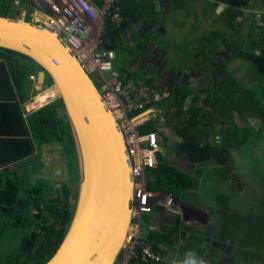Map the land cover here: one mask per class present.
<instances>
[{
	"label": "trees",
	"instance_id": "obj_1",
	"mask_svg": "<svg viewBox=\"0 0 264 264\" xmlns=\"http://www.w3.org/2000/svg\"><path fill=\"white\" fill-rule=\"evenodd\" d=\"M189 1L123 0L121 8L124 20L118 28H114L111 24L108 26L101 47L118 45L122 42L123 34L128 30L131 31L133 25L154 11L157 2H160L165 13H168L177 12L184 7L186 9ZM210 1L226 7L223 16L231 32L229 34L212 33L208 37L205 36L206 42L212 41L211 38L220 40L227 45L233 60L251 63L254 70V83L260 89H254V85L244 86L235 73L219 63L218 67L212 69L206 79L199 83L206 89L203 96L186 88L170 90L171 98L160 102L156 107L172 117L171 122L176 125V132L181 143L177 149L171 151H175L177 160H187L190 170L187 173L182 172L175 167L176 165L166 163V158L159 154L158 169L151 171L148 175V190L154 193L173 195L177 192V194L186 195L189 192H196L199 186L191 177L198 171V165L208 166L209 163L221 167L222 174L225 177L228 174V178L233 181L232 172H230L233 166H236L233 153L243 150L252 138L259 137L260 140L264 137V28L257 30L253 25L249 30L247 27L245 32L249 35L244 38L243 35L241 36V25L237 23L238 19L245 14L241 8L242 0ZM12 7L11 0H0V16L11 17ZM262 21H264V15ZM128 57V52H119L113 61L114 68L121 78H126V83L136 88L147 87L153 94H162L163 92L157 89L153 81L146 80L142 75L138 77L133 72L129 73L123 62ZM186 59L194 60L193 56ZM120 66L124 67L120 68ZM40 70V65L33 59L18 52L0 48V135L3 136L0 137V166L4 168L10 165L20 166L24 161L33 159L36 145L40 147L59 145L65 158H69L66 164L70 179L66 183L53 186H48V182L43 181L37 188L24 192V197L28 199H23L21 197L23 189L20 184V179L23 177L19 178L14 170H6V174L11 177H7L5 186H10L12 197L4 198L7 200L4 203H7L8 207L2 210L12 213L20 204L21 208L29 207L30 211H35L32 215V223L28 227L29 236L24 239L17 252L7 258L6 264H48L61 248L75 210L78 189L77 159L63 101L58 99L34 111L27 116V121L23 116L22 105L27 104L31 94L36 92L30 77L37 76ZM49 82L48 87L53 85L52 79L48 76L47 84ZM95 83L98 85L96 81ZM54 96L53 91H47L42 97V102L47 103ZM35 107L39 106L35 105L33 108ZM153 107L155 106L151 108ZM156 121H149L140 132L142 135L157 134L161 148H166V139L159 132ZM219 121L220 132L217 131ZM254 121H259L257 129L253 124ZM212 138L215 141H212ZM192 166L195 167L192 168ZM3 178L4 174L0 175V189ZM0 202L3 200L0 199ZM16 216L15 221L10 219L8 223L10 226L18 227L26 222L22 220L21 214ZM232 240L237 242L239 239L234 237ZM145 242L151 244L157 253H161L159 251L161 246L168 250L176 247L173 245V240H168L166 236L150 228L147 230ZM194 251L193 245L183 248V252L195 258ZM161 256L163 261L160 264H168L165 260L167 254L161 253ZM186 258L180 264H184Z\"/></svg>",
	"mask_w": 264,
	"mask_h": 264
},
{
	"label": "water",
	"instance_id": "obj_2",
	"mask_svg": "<svg viewBox=\"0 0 264 264\" xmlns=\"http://www.w3.org/2000/svg\"><path fill=\"white\" fill-rule=\"evenodd\" d=\"M162 12L157 2L147 17ZM0 48L40 65L38 89L47 85L48 76L52 79L50 90L55 96L47 105L63 101L73 135L78 170L75 210L62 246L48 264H116L124 245L121 240L125 242L132 221L134 178L125 139L112 110L67 43L49 27L28 21L26 12L0 16ZM105 49L115 50L116 45ZM164 128L160 123L162 135ZM82 187L88 192L82 194ZM201 250L200 246L196 257H203Z\"/></svg>",
	"mask_w": 264,
	"mask_h": 264
},
{
	"label": "rangeland",
	"instance_id": "obj_3",
	"mask_svg": "<svg viewBox=\"0 0 264 264\" xmlns=\"http://www.w3.org/2000/svg\"><path fill=\"white\" fill-rule=\"evenodd\" d=\"M27 1L28 0H24L23 7H27V19L28 21H32L29 14L38 6L31 0H29L31 1V6H28L26 3ZM189 6L193 12L197 11L202 15H204V7H206V13L212 8L216 9V11L218 9L217 4L210 0H190ZM184 8L177 12H170V17H168L169 19H167L164 24L166 35L158 37V35L152 34L155 43L165 48L164 53L167 54L171 63L175 62V56H178L179 58L185 57V59L186 57L192 58L196 50L200 48L199 41L196 40V38H201L206 32H208V27L201 25L199 20L192 18V13L190 12L188 14V7L186 9ZM11 14L15 15L14 7H12ZM217 27L218 31H223L220 20L217 21ZM187 30L188 35H185V38L179 37ZM133 36L137 38V33H133ZM149 41L150 38H147L144 42L148 43ZM204 42H206V39H204ZM211 42L212 41H209V43ZM209 47L210 46H206V48ZM124 50L125 49L119 48V52L121 51V53L124 52ZM250 66L252 72L248 75L249 78L253 76V67L250 63L233 60L229 64L230 70H232L231 72L235 73L234 71H238L235 73V76L244 86H246V83L248 82V78H246V68H250ZM135 75L142 77L140 76L141 74L139 75L138 73H135ZM206 82L208 84V81ZM153 83L156 86V83ZM49 84L50 82L43 88L39 89L34 85V90L37 92L31 94L30 100L26 104L28 115L38 108L35 107L36 109H28L29 105H31L35 99L39 98V107L46 104L45 102H42V97L46 93L45 91L50 90L51 86L48 87ZM253 88L257 90L260 89L255 83ZM156 120L159 121L160 118H157ZM253 124L256 126V129L259 127V121H254ZM171 128L172 127H170V129ZM220 130L221 127L219 121L217 123V131L220 132ZM261 139L259 140V137L252 138L250 142L243 147V150L233 153L236 163V166H233L230 171L232 172L231 177L233 181L228 178V174L227 177L222 174L221 167L220 169L217 165L209 163L208 166L198 165V171L193 177H191L198 183L199 189L196 192H189L186 195L181 193L177 194V192H175L173 193L174 196L171 194L159 193L163 195H171L174 198V202L175 200H178L182 205H191L199 209H204L205 207L209 209L212 208L211 210L218 212L219 216L214 218V221L218 219V226H220V223L224 224L223 227L226 232L221 233V235L226 239L233 235L229 232V227H231L233 222L237 227H241L242 229L246 228V231L248 232L245 231V235L243 234L242 236L243 239L246 238V245L239 244L241 247L238 246L235 254L236 257L240 255V258H242L243 261L246 260V264H260L258 259H260L261 256H264V239L263 237L258 236L257 233H254L257 231L264 232V137H261ZM212 141H215V139L212 138ZM54 147L58 148L59 153V157H57L58 162H52L53 165L58 168L57 171L54 168L46 167L44 161L46 148L38 145H36L37 155L34 160H27L20 165L21 167L18 172L23 174V178L20 179V184L23 189L21 197L23 199H28L27 197H24V192L29 189L37 188L43 181L48 182V186L69 181L70 175L66 164L68 163L69 158L64 159L63 157H60L61 147L59 145H54L52 148ZM173 147L176 146L173 145ZM61 154L63 156L62 152ZM164 158L166 157L164 156ZM175 167L179 169L177 165ZM194 167L195 166H192V168ZM237 185L240 187L238 188ZM4 187L5 190H7L8 186H5L4 184ZM0 199L3 200L2 198ZM4 201L7 202V200ZM4 201L0 202V264H6L7 258L10 255L15 254L22 245L24 239L29 236L30 231H28V227L32 223V215L35 214L34 210L30 211L28 209L29 207L21 208L20 204L17 205V210L12 213L3 211L2 208L8 207V204L4 203ZM246 211L249 213L248 216H246ZM223 213L224 215H227L224 216ZM17 214H21L23 216L22 220H26V222L18 227L10 226L8 224L9 221H15ZM148 216L150 217V215ZM231 218H233V221ZM141 227L143 240L145 241L149 226L144 222ZM235 236L239 237L236 233ZM166 237L168 240H173L170 236ZM161 247L166 251V254L172 249L168 250V248ZM243 254L246 255L247 259H244ZM166 257L169 262L174 263V258L170 255H167ZM195 259L198 261V264H201L200 258Z\"/></svg>",
	"mask_w": 264,
	"mask_h": 264
},
{
	"label": "built area",
	"instance_id": "obj_4",
	"mask_svg": "<svg viewBox=\"0 0 264 264\" xmlns=\"http://www.w3.org/2000/svg\"><path fill=\"white\" fill-rule=\"evenodd\" d=\"M38 6L29 14L32 22L43 24L57 33L70 47L81 66L97 82L99 91L112 110L125 139L134 178L131 225L116 264H160V247L157 253L142 236V223L157 208L174 202L171 195L148 190V175L158 169L161 146L157 134L142 135L148 108L169 100L171 95L151 93L147 87L136 88L126 83L114 68L115 50L102 48L103 36L111 24L118 28L123 20V0H31ZM31 1L27 5L31 6ZM138 1V0H137ZM140 1V0H139ZM16 9L24 0H11ZM264 24L260 22L259 26ZM36 85L37 76H31Z\"/></svg>",
	"mask_w": 264,
	"mask_h": 264
},
{
	"label": "flooded vegetation",
	"instance_id": "obj_5",
	"mask_svg": "<svg viewBox=\"0 0 264 264\" xmlns=\"http://www.w3.org/2000/svg\"><path fill=\"white\" fill-rule=\"evenodd\" d=\"M248 1L249 0H242L241 8L244 10L245 14L244 17L239 18L237 21V23L241 25V36L243 35L244 38L248 37L245 29L247 27L249 30L251 29L248 26L250 22H253L257 30L264 28V25L259 26L260 22L264 24V21H262L264 15V1L252 0L250 3ZM217 6L219 7L220 5ZM225 8L223 11L219 12V14H217L216 9H213L215 16L217 15L219 17L218 20L221 22L223 31H218V20H215L216 26L212 33L229 34L231 32V29L227 27L224 20L223 15L226 10ZM162 10L163 12L161 14L151 17H147V15L153 13L155 10L148 13L139 23L132 26L131 31L128 30L125 32L122 36L123 41L120 42L121 44H116V55L119 54V48L125 49L124 52H128L129 57L127 60L123 59V62L129 73L141 74L147 80L155 82L159 91L163 90L169 92L170 90L186 88L203 96L206 89L205 87H201L199 83H201V81L203 82L212 69L218 67L219 63L225 65L230 70L229 64L233 61L232 55L227 45L223 44L220 40L216 41V39L211 38V43H209V41L208 43L204 42L205 36L208 37V34H205L201 38H196V40L199 41L200 48L193 54L194 60L189 61L186 60L185 57L179 58L175 56V62L171 63L167 54L164 53L165 48L156 44L154 37H152V34H156L158 37L164 35L165 29L163 26L168 17H170V12L165 13L163 8ZM133 33H137V38L133 36ZM185 35H188V33H183L179 37L185 38ZM147 38H150V41L144 43ZM142 45L143 47H141ZM206 46L210 47L206 48ZM123 67L124 66H120V68ZM234 72L237 73L238 71ZM176 134V125L174 124L167 134L164 133L162 135L166 139V148H162L163 150L166 149L168 152L170 149L173 150L177 148L178 143L174 142L177 138H172L173 135ZM169 138L171 139L170 141H168ZM173 145L176 147H173ZM60 157L66 159L63 151H60ZM172 163L182 170V165L185 162L182 160V162L176 163L175 160H172ZM182 172L186 171L182 170ZM175 201L178 206L174 207L176 209L166 208L162 210L157 208L150 217L148 216L145 218V224H148L151 230L163 236H170L173 238L174 246L176 247H173L171 249L173 251H169L167 255L174 258V263L180 264V262L188 257V254L183 252V248L188 245H193L195 247L194 256L197 255L198 248L200 246L202 248L200 254L203 255V257H199L201 259V264H246V260L243 261L240 255L237 257L235 256L239 244L246 245V238H242L246 228L242 229L241 227H237L233 222L231 227H229V232L233 235L226 239L221 235V233L226 232L223 227L224 224L220 223V226H218L217 223L214 224V218L219 216L218 212L211 210L212 208L209 209L205 207L204 209H199L191 205H182L178 200ZM231 219L233 221V218ZM216 221L218 222V219H216ZM235 233L237 236L239 235V237H236ZM234 237L239 240L233 242L232 238ZM241 245L239 247H241ZM243 256L245 259L246 255L243 254ZM195 258L199 259L198 257ZM166 261L169 260L167 259Z\"/></svg>",
	"mask_w": 264,
	"mask_h": 264
},
{
	"label": "crops",
	"instance_id": "obj_6",
	"mask_svg": "<svg viewBox=\"0 0 264 264\" xmlns=\"http://www.w3.org/2000/svg\"><path fill=\"white\" fill-rule=\"evenodd\" d=\"M187 7L189 8L188 13H190V12L192 13V15H191L192 18L199 20L201 22V25H204V26L208 27V32H206V34L210 35L213 32V29L216 26L215 25L216 24L215 20L217 21L219 19V17L217 15L215 16V12L213 13V8L210 9V11L208 13H206V11H205L206 7H204L203 8L204 15H202L200 12H197V11L193 12L190 9V6L189 5ZM217 8H219V7H217ZM17 12H20L21 14L24 13V12H26V15H28V11L25 10V8H21V9H16L15 8V14ZM200 14H201V16H200ZM163 27L165 29V26H163ZM165 32H166V30H165ZM165 32H164V35H166ZM185 33H188V30ZM246 34H248V33H246ZM257 55H259V53H257ZM251 72H252L251 66H250V68H246V74H247L246 78H248V82L246 83L247 87H252L254 85V80H255L254 79V76H252L250 78L248 77V75H250ZM253 73H254V70H253ZM47 91H50V90H47ZM47 91H45V92H47ZM160 91L162 92L163 90H160ZM35 105H39V98L38 99H35V101L31 105H29L28 109L31 110ZM46 105H47V103L45 105H42V106L38 107L37 109L36 108L35 109L36 110L41 109L42 107H44ZM26 110H27L26 109V104L25 105H22L23 116H24V119L27 121L28 114H27V111ZM146 113H147L146 114V121H148V122L151 121V120H155L156 121L157 118H160V120L159 121H156V122H158V126H159L160 123L164 124L165 128L162 130L164 133H168L169 130H170V127H173V125H174V122H171L172 117L171 116L170 117L167 116L164 110H161V109L157 108L156 106L153 107V108L148 109ZM177 136L175 137L177 139L174 140V142L178 143V146H177V148H178L180 146L181 141H180V138L177 137ZM0 137H3V136L0 135ZM53 146L52 145H48V146L45 147L46 148V154L44 155V161L46 163V167H48V168H54L57 171L58 168L55 165H53L52 162H58L57 161L58 160L57 157H59V153H58V148H55V147L52 148ZM177 148H175V149H177ZM174 152L175 151H171V149L168 152H167V150L164 151L162 149V151L159 154H161L162 156H165L166 157V160H168V163L170 162L171 164H173L172 163V160H175L176 163L177 162H182V160H183V162H185V163H183V165H182L183 166V169L182 170L186 171L184 173H187L190 170V168H189L190 167L189 162L187 160H185V159L177 160L176 159V155L174 154ZM168 153H169V156H168ZM36 155H37V150H35V153L33 155V159H31V160H34V158L36 157ZM26 161H24V162H26ZM20 167L21 166H19V165H10V166L5 167V168L0 166V175L4 174V178H3V182L4 183L2 185V188L0 189V198H2L3 201L6 200L4 198H9L10 199L12 197L11 190L9 189L10 186H8L7 190H5V187H4V184H6V182L8 181L7 177H11L9 174H6V170H14L15 173L17 174V176L19 178H21L23 174H21V173L18 172L19 169H20ZM192 174H193V172H192ZM5 178H6V180H5ZM7 185H8V183H7ZM176 206H177V202L175 201L172 204H170V206H166V207H162V208H165V209L166 208H168V209H171V208L176 209V208H174ZM248 215H249V213L246 211V216H248ZM214 222L217 223L216 220ZM246 232H248V231H246ZM254 233H257L258 236L263 237V239H264V232L257 231V232H254ZM0 236H1V234H0ZM258 260L260 261V264H264V256H261L260 259H258ZM166 262L168 264H176V263H171L169 261H166Z\"/></svg>",
	"mask_w": 264,
	"mask_h": 264
},
{
	"label": "clouds",
	"instance_id": "obj_7",
	"mask_svg": "<svg viewBox=\"0 0 264 264\" xmlns=\"http://www.w3.org/2000/svg\"><path fill=\"white\" fill-rule=\"evenodd\" d=\"M224 7H225L224 5H220L219 8L217 9V14L223 11ZM184 264H198V261L191 254H189L186 260L184 261Z\"/></svg>",
	"mask_w": 264,
	"mask_h": 264
},
{
	"label": "bare ground",
	"instance_id": "obj_8",
	"mask_svg": "<svg viewBox=\"0 0 264 264\" xmlns=\"http://www.w3.org/2000/svg\"><path fill=\"white\" fill-rule=\"evenodd\" d=\"M52 91H53V90L51 89V92H52ZM53 93H54V91H53ZM81 192H82V194H83V193H85V192H88V190H84L83 187H82ZM127 234H128V233H127ZM121 243H124V240H121ZM121 245H122V244H121Z\"/></svg>",
	"mask_w": 264,
	"mask_h": 264
}]
</instances>
